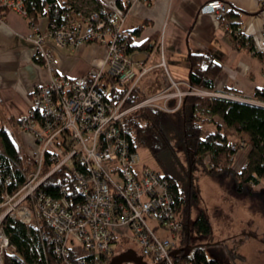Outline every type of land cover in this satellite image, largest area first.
<instances>
[{
  "label": "built area",
  "instance_id": "built-area-1",
  "mask_svg": "<svg viewBox=\"0 0 264 264\" xmlns=\"http://www.w3.org/2000/svg\"><path fill=\"white\" fill-rule=\"evenodd\" d=\"M255 1L264 5V0ZM82 2L66 1L61 5L60 19L46 21L44 29L39 30L37 21L26 15L23 0H0V5L27 18L26 39L32 45L33 59L50 74L46 82L31 88L28 109L16 118L19 131L29 136L25 154L34 168L24 173V183L13 195L4 194L0 201V264L10 253L2 232L4 218L36 230L42 252L40 264H104L115 254L111 245L126 239L152 264L162 261L169 251L183 248L177 241L185 231V220L174 205L170 184L139 164L136 149L122 132V119L143 108L170 112L185 95H217L188 83L178 89V83L166 76L157 91L124 107L150 67L130 56L132 31L124 26L122 9ZM229 10L230 6L221 0L207 1L198 8L199 13L222 23L237 41L242 31L227 22ZM45 39L70 49L94 43L103 55L84 74L65 77L56 73L58 60L45 46ZM157 46L160 48V41ZM251 52L264 55V32L252 40ZM158 66H164L162 60ZM116 87L124 88L121 97ZM218 96L240 100L232 93ZM170 99H175L176 106L168 105ZM258 105L264 107V101ZM242 146L243 141H237L230 150L235 152ZM44 157L52 167L40 177ZM62 167L65 176L74 181L77 203L67 197L64 189L56 196L39 190L42 181ZM239 168L233 167L235 171ZM207 169L221 172L222 166L209 163ZM250 187L258 191L261 184ZM149 222L154 225L150 227ZM42 225L46 230L41 229ZM158 230L166 237H160ZM176 255H167L163 264H192L181 258L182 252Z\"/></svg>",
  "mask_w": 264,
  "mask_h": 264
},
{
  "label": "trees",
  "instance_id": "trees-1",
  "mask_svg": "<svg viewBox=\"0 0 264 264\" xmlns=\"http://www.w3.org/2000/svg\"><path fill=\"white\" fill-rule=\"evenodd\" d=\"M68 0H23L26 15L37 21L44 17L47 22H57L61 17V5ZM86 1V0H83ZM90 4H97L90 0ZM116 5L121 7L119 2ZM264 7V5H261ZM8 9L0 5V15ZM138 26L133 33L138 31ZM237 41L243 42V37ZM251 43V42H250ZM144 43L140 48H148ZM130 50V46H129ZM251 50V47H250ZM188 65L187 83L190 86L211 91L213 80L220 69L218 62L208 54L188 51L184 56ZM36 61V60H35ZM118 97L124 88L116 87ZM154 93V92H153ZM146 95L134 88L124 102L130 106ZM253 97L264 101V86L253 90ZM170 107L174 106L169 102ZM225 129L241 134L244 139L245 155L240 168L232 167L235 152L230 150L237 139L224 135ZM122 132L130 146L135 150L145 148L158 164L160 171H154L170 184V195L176 208L180 209L185 225L184 239L190 230L196 236H209L210 225L203 211H199L192 222L189 212L192 203L198 197L197 191L190 184V172L194 165L199 166L205 175L212 177L218 174L207 169L209 163H220L222 171L230 175L235 182V189L240 192L250 184L264 183V107L253 103L238 101L221 96L185 95L180 103L170 112L155 108L133 110L123 116ZM179 149L185 159L187 170L185 178L177 172V157L174 149ZM46 157L41 165L40 177L51 169ZM34 164L22 154L16 145L12 133L0 127V201L4 194L13 195L24 183V173L33 171ZM62 167L48 175L40 184L39 190L49 196H56L64 189L67 197L78 202L74 181L64 174ZM187 179L188 182H187ZM264 186V184L262 185ZM41 229L46 230L42 225ZM2 232L10 246V253L3 257L2 264H40L42 252L33 227H24L15 220L4 218ZM47 252L49 250L47 249ZM112 254H114L112 252ZM181 258L192 264H216L206 259L201 247H195L187 256Z\"/></svg>",
  "mask_w": 264,
  "mask_h": 264
},
{
  "label": "crops",
  "instance_id": "crops-1",
  "mask_svg": "<svg viewBox=\"0 0 264 264\" xmlns=\"http://www.w3.org/2000/svg\"><path fill=\"white\" fill-rule=\"evenodd\" d=\"M93 1L108 6H117L118 1L121 7H117L124 11V26L132 31L130 56L150 67L138 86L142 95L157 91L165 76L177 82L178 89H184L188 74L184 56L191 51L208 54L220 65L211 92L217 96L232 93L240 98L238 101L258 105L253 90L264 86V55L252 53L250 42L264 32V7L255 0H221L230 6L227 22L241 28L243 42L236 41L210 15L198 12L210 0ZM36 23L42 30L46 19L40 17ZM138 26L141 28L133 33ZM28 33L27 18L19 12L7 10L0 15V127L5 126L12 133L21 151H26L29 136L19 131L16 118L26 113L31 88L46 82L50 75L33 59L32 45L26 39ZM144 43L149 47L140 48ZM44 44L58 60L56 73L65 77L84 74L103 55V50L94 43H84L76 49L57 47L50 39H45ZM160 60L163 67L158 66ZM228 131L225 129L223 133L231 139L241 137L231 129ZM208 222L211 229L210 218Z\"/></svg>",
  "mask_w": 264,
  "mask_h": 264
},
{
  "label": "rangeland",
  "instance_id": "rangeland-1",
  "mask_svg": "<svg viewBox=\"0 0 264 264\" xmlns=\"http://www.w3.org/2000/svg\"><path fill=\"white\" fill-rule=\"evenodd\" d=\"M82 4L91 6L88 1H83ZM165 80H167L166 76ZM170 100H173L176 106L175 99ZM228 130L226 129V133L229 132ZM237 138L238 141H244L241 137ZM23 151L21 153L25 154ZM174 152L179 163L177 172L183 180H186L187 166L184 156L177 148ZM136 154L140 165L153 171H160L158 164L145 148L138 147ZM244 155L245 149L236 152L232 162L233 167L241 165ZM189 174L187 178L190 179L192 188L198 194L196 202L192 203L190 208V222L194 220L199 211H203L207 219L211 220L212 235L196 236L189 230L187 242L190 245L201 247L206 259L213 260L216 264H264V186H262L264 183L261 182V187L257 192L249 193L246 188L237 192L233 178L226 173L218 172L217 175L209 177L199 166L194 165ZM2 212L3 208L0 209V216ZM153 225V222H149L150 227ZM157 232L160 237H166L165 232L161 230ZM247 237L255 239L250 240ZM244 238L246 239L243 240ZM183 242L184 232L179 235L177 243L182 246ZM111 249L114 253L127 249L138 252L129 239L111 245Z\"/></svg>",
  "mask_w": 264,
  "mask_h": 264
},
{
  "label": "water",
  "instance_id": "water-1",
  "mask_svg": "<svg viewBox=\"0 0 264 264\" xmlns=\"http://www.w3.org/2000/svg\"><path fill=\"white\" fill-rule=\"evenodd\" d=\"M187 227L188 224H186V228ZM194 247L196 246H185L178 250L169 251L164 255L163 260L156 264H163L165 261V257L167 255L177 257L176 254L178 252H182L183 256H187ZM104 264H152V263L146 262L145 259L136 251L132 249H127L115 253L114 255L111 256L110 261Z\"/></svg>",
  "mask_w": 264,
  "mask_h": 264
},
{
  "label": "flooded vegetation",
  "instance_id": "flooded-vegetation-1",
  "mask_svg": "<svg viewBox=\"0 0 264 264\" xmlns=\"http://www.w3.org/2000/svg\"><path fill=\"white\" fill-rule=\"evenodd\" d=\"M185 228H186V225H185ZM185 246H193V245H190L188 242H187V239H184V242H183V247H185ZM195 248V247H194ZM193 248V249H194ZM192 249V250H193ZM192 250L190 251V253L192 252Z\"/></svg>",
  "mask_w": 264,
  "mask_h": 264
}]
</instances>
